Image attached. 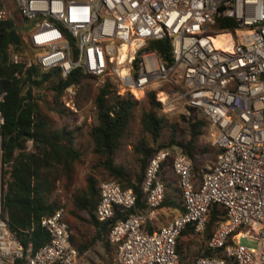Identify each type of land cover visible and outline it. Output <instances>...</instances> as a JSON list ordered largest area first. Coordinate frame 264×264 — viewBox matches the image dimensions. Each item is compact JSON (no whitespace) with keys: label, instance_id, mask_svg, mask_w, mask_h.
Here are the masks:
<instances>
[{"label":"built area","instance_id":"built-area-1","mask_svg":"<svg viewBox=\"0 0 264 264\" xmlns=\"http://www.w3.org/2000/svg\"><path fill=\"white\" fill-rule=\"evenodd\" d=\"M11 2L27 23L23 35L32 51L31 58L12 52L13 64L58 68L63 78L81 69L137 99L152 90L163 112L198 111L214 128L211 145L220 152L199 174L186 154L172 153L184 209L152 232L143 224L164 198L158 171L169 151L159 149L147 162L142 211L135 210L130 189L111 179L100 181L97 219L110 220L115 205L128 211L108 233L116 245L115 264H180L177 238L188 224L202 233L213 202L226 216L215 221L206 243L223 249L225 257L199 256L185 264H264V0ZM10 16L7 0H0V20ZM218 17L234 18L237 27L217 30ZM221 33L229 37L217 46L214 37ZM163 39L170 41V61L149 47L150 41ZM5 93L0 92V102ZM3 123L0 110V264H82L62 207L42 218L48 241L36 251L25 252L10 231L3 211Z\"/></svg>","mask_w":264,"mask_h":264},{"label":"trees","instance_id":"trees-1","mask_svg":"<svg viewBox=\"0 0 264 264\" xmlns=\"http://www.w3.org/2000/svg\"><path fill=\"white\" fill-rule=\"evenodd\" d=\"M214 27L220 31H233L237 22L232 17H218ZM26 28L27 23L22 18L18 22L12 16L0 20V92H6L0 102V110L4 116L1 130L2 159L5 163L4 217L24 251L31 253L48 241V233L41 225L42 218L61 207L58 200L52 198L56 183L62 180L68 188L73 182L75 163L81 158L80 150L74 146L73 129L65 124L56 125L57 118L63 117L66 111L72 113L63 106L61 98L66 88L76 86V104L80 106V100L89 97L85 91V80L95 77L77 69L63 78L58 68L42 70L36 63L30 66L23 62L13 64L12 52L23 54L29 49L23 35ZM149 47L156 50L161 58L170 61L168 39L152 40ZM44 88L51 93L49 100H45L40 92ZM143 99L144 103L130 92L118 94L116 85L109 79H105L97 89L92 98L96 123L89 130L94 152L98 156L96 166H100L106 177L116 181L122 188L130 189L136 195L135 210L142 211L145 194L141 183L147 162L157 150L169 151L170 155L161 163L158 171V178L163 181L165 189L157 210L164 214L165 211L171 212L175 216L183 212L184 208L177 178L172 170V153L181 151L186 154L197 175L206 163L216 160L220 149L200 140L209 123L205 117L190 116L187 120V139L178 138L177 123L170 121L168 115L162 112L154 91H147ZM139 105V123L144 135L133 146L139 155L137 168L129 170L122 163L115 162V155L122 141L128 137ZM166 128L170 131L168 144L153 148L148 140L157 141ZM98 185L95 176H87L85 187L73 194L71 206L64 217L69 224L70 241L79 256L89 251L95 252V247L101 246L103 252H97V256L101 261L107 259L106 264H115L116 245L108 240V233L111 225L124 218L128 211L115 205L110 220H98L95 215L99 200ZM225 216L222 205L213 202L202 233H195L190 224L182 230L180 236L202 237L195 257H225L223 249H211L206 243L215 221ZM151 221L143 224V230L152 232L168 223L154 227ZM180 236L177 238L176 250L180 264H185L195 257L186 259L182 254Z\"/></svg>","mask_w":264,"mask_h":264},{"label":"rangeland","instance_id":"rangeland-1","mask_svg":"<svg viewBox=\"0 0 264 264\" xmlns=\"http://www.w3.org/2000/svg\"><path fill=\"white\" fill-rule=\"evenodd\" d=\"M7 7L10 10V13L15 22H18L20 20V16L18 15L16 7L11 2V0H7ZM22 55H26L31 58L32 51L28 49ZM104 81L105 79L96 77L85 80V91L89 94V97L80 100V106H77L76 104V86H70L69 89H65V93L61 98L63 106L72 111V113L66 111L63 117L59 116L60 118H57L56 125L61 126L62 124H65L70 129H73L74 146L81 152V158L75 163L73 182L68 188H66L62 180L58 181L56 183V189L52 194V198L58 200L60 206L65 210V212L71 206V198L73 194L85 187L87 176H95L97 179V184L102 180L111 179L109 177H106L103 169L100 166H96L98 156L94 152V144L89 134L90 127L96 123V109L94 107L92 98L97 89L103 84ZM40 92L43 94V98L45 100H49L51 98V93L49 90H46L44 88ZM139 100L144 103L143 97H141ZM65 101L69 102L70 105L72 104L76 111H73L70 107L66 106ZM140 111L141 110L139 105L136 110V114L134 115L131 122L128 137L122 141V144L115 155V162L122 163L129 170H136L137 168L139 155L136 153L133 146L136 144L138 139L142 138V136L144 135L141 131L139 123ZM163 113H166L168 115L170 121L177 123L178 138L187 139V120L190 116L195 115L198 118L204 119V115L200 112L190 111L189 113H187L179 111ZM169 133V129L166 128L162 131V134L157 141H148L153 148H156L160 144L166 145L168 144ZM213 133L214 128H212L209 123L206 124L205 130L200 136V140L202 142H209L211 144ZM146 138L148 139V137ZM168 215L172 216L173 213L168 212ZM200 241H202V237L184 235L180 236V244L183 252L182 254L186 256V259H190L198 255L197 252L198 247L200 246ZM247 243L248 245L256 246V241L254 240H249ZM97 252H99V254L103 252L101 246H96L95 252L90 251L88 253V257H90L91 260H87L85 257H82L83 261L87 264H106L107 259L102 260V262L101 259L97 256ZM112 252L114 253V250H112Z\"/></svg>","mask_w":264,"mask_h":264},{"label":"crops","instance_id":"crops-1","mask_svg":"<svg viewBox=\"0 0 264 264\" xmlns=\"http://www.w3.org/2000/svg\"><path fill=\"white\" fill-rule=\"evenodd\" d=\"M167 214V215H166ZM174 215H168V213L165 211V214L162 213L159 209L155 211V216L152 218V221L153 222V226L154 227H158L160 225H162L163 223L165 222H169L172 217ZM90 252V251H89ZM86 253V255H83V256H79V261L82 263V264H87L83 261V258L82 257H85L87 260H91L90 257H88V253Z\"/></svg>","mask_w":264,"mask_h":264},{"label":"bare ground","instance_id":"bare-ground-1","mask_svg":"<svg viewBox=\"0 0 264 264\" xmlns=\"http://www.w3.org/2000/svg\"><path fill=\"white\" fill-rule=\"evenodd\" d=\"M227 37H229V36L224 34V33L219 34L218 36L214 37L215 44L217 46H221L223 40H225Z\"/></svg>","mask_w":264,"mask_h":264},{"label":"water","instance_id":"water-1","mask_svg":"<svg viewBox=\"0 0 264 264\" xmlns=\"http://www.w3.org/2000/svg\"><path fill=\"white\" fill-rule=\"evenodd\" d=\"M32 255V254H31Z\"/></svg>","mask_w":264,"mask_h":264}]
</instances>
